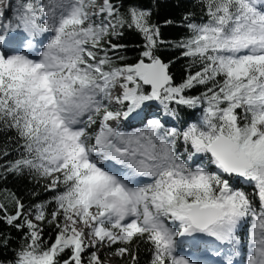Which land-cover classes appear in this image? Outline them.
<instances>
[{
  "label": "snow or ice",
  "instance_id": "obj_1",
  "mask_svg": "<svg viewBox=\"0 0 264 264\" xmlns=\"http://www.w3.org/2000/svg\"><path fill=\"white\" fill-rule=\"evenodd\" d=\"M200 3L207 19L174 45L179 83L147 9L0 7V176L27 172L54 193L0 199V220L27 229L11 264H109L106 250L139 264L140 244L148 264H264V0ZM125 28L145 41L134 63L112 40ZM180 108L200 115L169 127L156 114Z\"/></svg>",
  "mask_w": 264,
  "mask_h": 264
},
{
  "label": "trees",
  "instance_id": "obj_2",
  "mask_svg": "<svg viewBox=\"0 0 264 264\" xmlns=\"http://www.w3.org/2000/svg\"><path fill=\"white\" fill-rule=\"evenodd\" d=\"M118 4H122V10L129 7H138L147 9L151 13V23L159 27L160 39L164 41L157 50L158 55L163 61H174L171 64L170 71L174 75L177 83L184 76V70L187 61L180 58V50L174 45L182 38L189 35L186 27L187 23H201L207 18L204 16L200 0H117ZM187 17V19H185ZM113 43L125 45L126 48L120 53L127 58L128 63H134L139 58L140 52L143 50L145 43L143 36L135 29L125 28L123 35L112 38ZM199 89H193L192 93L196 94ZM180 117L176 120V127L186 126L185 122H194L200 115L199 110L180 108ZM161 119H164L162 112L156 113ZM133 127L142 126L139 121H130ZM9 135H11L9 133ZM0 136V143L3 142ZM12 153L8 159L15 156ZM0 163H4L0 160ZM3 172V169H0ZM44 181L37 183L36 180L25 172L22 175L7 173L0 176V199L7 193H14L18 196L25 206L35 204L39 201L50 199L54 193L46 191ZM245 191H252L251 186L242 185ZM9 210L13 207L9 205ZM46 235H52V229L47 225L44 226ZM27 229L18 230L0 220V264H11L14 253L18 247L24 243V233ZM148 246L140 244L138 249L139 264H148L151 259V253L147 251ZM123 264H130V257L121 259Z\"/></svg>",
  "mask_w": 264,
  "mask_h": 264
},
{
  "label": "rangeland",
  "instance_id": "obj_3",
  "mask_svg": "<svg viewBox=\"0 0 264 264\" xmlns=\"http://www.w3.org/2000/svg\"><path fill=\"white\" fill-rule=\"evenodd\" d=\"M3 2H4V4H5V2H6V5L7 6H11L10 8H8L7 7V9H9L8 10V12L9 13H11V12H14L15 11V7H16V4H17V0H0V3L1 4H3ZM155 107V106H154ZM164 120H167L168 121V123H167V125L166 126H169V127H171V126H175V124H176V120H172L171 118H168V117H164ZM126 123H128V122H126ZM111 250H106V252H105V254L103 255V258L105 259V260H108L109 261V264H123L122 262H121V259H117L116 257H111V258H109V256H108V252H110Z\"/></svg>",
  "mask_w": 264,
  "mask_h": 264
},
{
  "label": "bare ground",
  "instance_id": "obj_4",
  "mask_svg": "<svg viewBox=\"0 0 264 264\" xmlns=\"http://www.w3.org/2000/svg\"><path fill=\"white\" fill-rule=\"evenodd\" d=\"M9 9H7V11H8Z\"/></svg>",
  "mask_w": 264,
  "mask_h": 264
}]
</instances>
